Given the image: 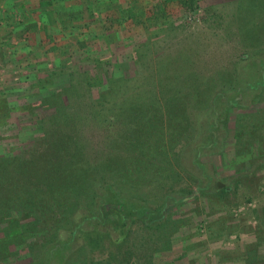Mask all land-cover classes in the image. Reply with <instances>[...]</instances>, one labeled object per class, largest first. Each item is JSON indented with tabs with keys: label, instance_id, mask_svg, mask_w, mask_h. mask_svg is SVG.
Returning <instances> with one entry per match:
<instances>
[{
	"label": "rangeland",
	"instance_id": "rangeland-1",
	"mask_svg": "<svg viewBox=\"0 0 264 264\" xmlns=\"http://www.w3.org/2000/svg\"><path fill=\"white\" fill-rule=\"evenodd\" d=\"M84 2L87 3L84 8L58 7V26L47 31L48 43L42 44L36 29L37 37L31 43L28 37L32 35L28 31L32 29L13 27L14 23L23 22L28 10L13 0L0 1V101L22 108L10 112L6 120L0 119V152L33 157L36 162L48 155L58 144V90L72 79L78 96L71 98L68 110L79 115L73 125L74 140L84 143L85 151L102 155L114 152L109 143H115L117 135L119 145L129 149L136 139L150 133L141 131L144 119L141 120L136 110L131 111L122 119L130 125L126 128L125 124H119L120 119L108 118L104 110L96 112L101 116L94 117V108L109 104L91 100L96 90L85 85L88 77L95 69L103 70L101 75L105 71L107 75L111 73L114 78L121 71L128 76L137 71L142 89L153 83L141 81L142 77L149 71L153 74L157 68L163 71L158 74L163 85L183 71H192L185 80L188 92L183 98L189 96L183 109L191 123L187 138L176 142L169 139L170 135L165 133L168 124L176 133H184L186 124L179 122L183 127L176 121L167 124L164 113L167 108L172 111L173 102L160 105L163 122L159 130L165 133L161 141L169 148L166 149L170 153L169 163H153L174 173L161 182L142 183L141 190L136 191L138 197L143 194L149 202L153 201L152 206L160 203L164 192L179 197L191 191L178 202L165 199L162 216L176 219L177 227L170 234L169 249L154 251L148 264H247L243 259L254 247L255 255L264 259V165H254L264 155V114L258 127L251 128L255 123L253 114L264 110V87L263 95L254 91V100H249L253 96L249 93L235 106H227L225 126L219 123L213 127L214 120L218 121L215 117L223 115L225 106L221 101L224 98L214 95L232 86L234 80L228 79L229 72L241 66L248 85L257 80L254 65L264 60V0H192L186 8L173 0L166 4L167 13L163 16L159 10L161 0L115 1L111 18L104 21V27L98 26L103 23L99 19L102 12L97 15L93 11L92 0ZM131 11L142 23L132 24L126 18V12ZM40 12L37 10V19ZM153 14L157 16L151 19ZM144 17L150 20L145 21ZM95 59L100 68L95 67ZM68 72L73 73L69 78ZM103 86L108 87L104 90L108 99L110 96L119 99L129 93H121V86L109 82ZM172 96L169 94V100H174ZM128 104L124 101V110H129ZM238 115H242L239 120L243 127H250L249 134L246 135L247 129L236 134ZM129 120H135L136 126ZM122 186L125 189L132 185ZM222 186L227 187V192L220 195ZM172 226L166 222L164 228L170 230ZM142 234L139 230L136 236ZM156 235L151 236V241H144L141 246L138 241L134 246L133 251L141 253L140 259L155 247ZM102 254L93 259L103 258ZM27 261V256L20 255L2 264ZM258 264H264V260Z\"/></svg>",
	"mask_w": 264,
	"mask_h": 264
},
{
	"label": "trees",
	"instance_id": "trees-1",
	"mask_svg": "<svg viewBox=\"0 0 264 264\" xmlns=\"http://www.w3.org/2000/svg\"><path fill=\"white\" fill-rule=\"evenodd\" d=\"M161 1L159 10L163 16L167 13L166 4L173 0ZM175 1L184 8L190 7L192 3V0ZM122 2L125 0L119 3ZM118 14L121 12L119 11ZM125 15L132 24L142 23L133 11L126 12ZM154 16L157 14H153L151 19ZM144 19L146 21L149 17H144ZM97 61V59L93 60L95 67L99 66ZM254 67L253 73L257 75V80L252 82V85H248L241 66L237 71L229 72L228 79L234 80L232 86L223 93L217 92L214 95L225 99L221 100L225 104L223 115L220 118L215 117L218 121L214 120V128L219 123L225 126L227 106H235L243 96L249 93L253 94L249 100H254L256 93L262 94L264 60L259 61ZM101 71L95 69L85 85L96 90V95L91 100L98 103L108 102L109 106L102 104L94 108L95 115L93 116H101L100 113L96 114L101 109L109 114L108 118L117 119V121L120 119L119 124H125L126 128H130V125L122 119L131 111L136 110L141 120L144 119L141 121V127H143L141 131L144 133L147 130L150 133L143 134L141 140L136 139L135 143L130 144L129 149L120 146L118 137L115 135L116 142L109 143L114 152L94 155L85 151L84 143H77L72 134L79 116L76 112L73 115L68 110L71 98L78 96L73 79L63 85L62 89L58 90L57 97L58 104H60L58 107V144L50 149L48 155L36 162L33 157L23 158V156H10L9 153L0 152V264L9 263L20 255L28 257L25 264H148L154 251L169 249L170 234L176 230L177 220L169 215L162 216L165 199L178 202L188 196L191 191H185L179 197L173 196L168 191L164 192L162 200L156 206H152L153 201L149 202L145 195L140 193L142 197H138L136 191L142 188V183L161 182L169 177V173L170 175L174 173L173 171L168 173L167 169H161L153 162L169 163L170 153L166 151L169 148L165 147L161 141L162 134L170 135L169 139L174 142L188 136L191 123L183 109L186 104L184 102H187L189 96L186 99L183 98L188 92L185 80L192 71H183L182 74L177 75V78L163 85L158 75L163 71L157 68L153 70V74H149V71L145 73L146 76L142 77L141 81L153 82L142 89L139 88L138 81L141 77L137 75V71L132 76L125 75L121 71L116 78L112 77L111 73L107 75L106 71L104 75H101ZM72 74L68 72V78ZM107 82L117 87L121 86V93L125 91L129 93L122 94L119 99H114L116 96H110L108 99L104 95V90L108 87L103 86ZM235 84L237 86H234ZM152 88L155 89L153 92ZM227 93L225 98L224 95ZM169 94L174 96V100H169ZM124 101L129 102L127 105L129 110L123 109ZM165 101L173 102L172 111L170 112L167 108L166 114L164 113L165 121L167 124L176 121L180 127L186 124L184 133L174 132L175 129L169 124L165 133L159 130L163 122L161 119L163 111L160 105L161 103L164 105ZM1 102L0 119L6 120L10 112L22 110L19 106H9ZM141 111H144V118ZM263 114L264 110L253 114L255 123L251 125V128L258 127L257 124L261 122L259 120ZM241 116H237L236 134H242L247 129V135L250 127H243L244 125L239 120ZM129 122L133 126L137 124L135 120H129ZM138 131L139 134L140 130ZM212 141L213 137H211ZM236 141H240V137ZM246 141L249 140L245 139ZM115 153L120 154L115 155ZM254 165L255 167L264 165V155L256 159ZM12 166H18L20 169H13ZM127 183L132 186L124 189L122 185ZM153 187L155 188V185ZM218 192L220 195L225 194L227 187L222 186ZM166 222H170L173 228L171 227L170 230L168 227L164 228ZM139 230H142L143 234L137 237ZM152 235H156L153 242L155 247L140 259L141 253L134 252V246L138 241L141 242L140 246L144 241H151ZM164 236L167 237L163 239ZM255 236L256 240H259L258 235ZM257 243L258 241L256 245ZM96 251L100 254L104 253L103 258L94 260L93 256L98 255ZM261 258L260 255H255L254 247L248 251L243 260L247 264H258L264 260Z\"/></svg>",
	"mask_w": 264,
	"mask_h": 264
},
{
	"label": "crops",
	"instance_id": "crops-1",
	"mask_svg": "<svg viewBox=\"0 0 264 264\" xmlns=\"http://www.w3.org/2000/svg\"><path fill=\"white\" fill-rule=\"evenodd\" d=\"M0 1L5 2L7 0ZM115 1H118L119 3V1L121 0H92V4L90 6H93V11L97 15H99L98 13L102 12L99 19L102 20L103 23L98 26L104 27L105 20L106 22H109L112 13V6ZM13 3H19V7L28 10L25 11L27 13L22 19L23 22L14 23L13 27L20 30L25 27H27L28 29H32L31 31H28L29 34L32 35V37L27 36L28 38H30L29 42L37 37V34L34 32V30L36 29L39 35L38 41L42 44L47 42V31L52 27L55 28L56 26H58V7L64 6L65 8H71V6L75 5L76 7L84 8L87 5L84 0H27V2H24V0H13ZM37 10L41 11L40 14L38 13L39 19H37ZM62 33L65 35L68 34L66 33V31H62ZM31 43H33V41ZM34 44H36L35 41ZM67 44L72 45L70 41H68Z\"/></svg>",
	"mask_w": 264,
	"mask_h": 264
}]
</instances>
